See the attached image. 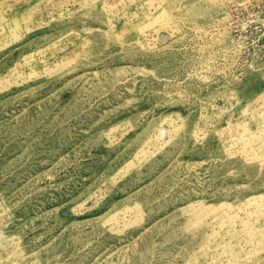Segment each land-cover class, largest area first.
Listing matches in <instances>:
<instances>
[{"label":"rangeland","instance_id":"374dc122","mask_svg":"<svg viewBox=\"0 0 264 264\" xmlns=\"http://www.w3.org/2000/svg\"><path fill=\"white\" fill-rule=\"evenodd\" d=\"M0 264H264V0H0Z\"/></svg>","mask_w":264,"mask_h":264}]
</instances>
